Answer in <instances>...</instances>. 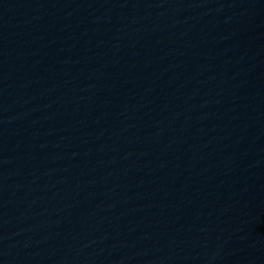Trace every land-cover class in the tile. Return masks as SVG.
<instances>
[{
    "label": "water",
    "instance_id": "1",
    "mask_svg": "<svg viewBox=\"0 0 264 264\" xmlns=\"http://www.w3.org/2000/svg\"><path fill=\"white\" fill-rule=\"evenodd\" d=\"M0 264H264V0H0Z\"/></svg>",
    "mask_w": 264,
    "mask_h": 264
}]
</instances>
